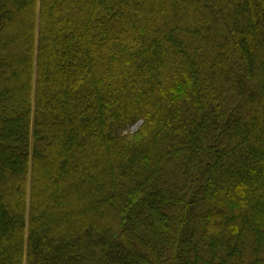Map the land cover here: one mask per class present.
<instances>
[{
  "label": "trees",
  "instance_id": "16d2710c",
  "mask_svg": "<svg viewBox=\"0 0 264 264\" xmlns=\"http://www.w3.org/2000/svg\"><path fill=\"white\" fill-rule=\"evenodd\" d=\"M0 264H264V0H0Z\"/></svg>",
  "mask_w": 264,
  "mask_h": 264
},
{
  "label": "rangeland",
  "instance_id": "374dc122",
  "mask_svg": "<svg viewBox=\"0 0 264 264\" xmlns=\"http://www.w3.org/2000/svg\"><path fill=\"white\" fill-rule=\"evenodd\" d=\"M139 126H140V124H139V125H136V126H134V127H132L130 131H132V132H133V131H136V130L139 128Z\"/></svg>",
  "mask_w": 264,
  "mask_h": 264
}]
</instances>
